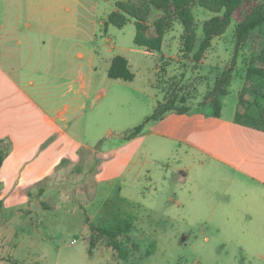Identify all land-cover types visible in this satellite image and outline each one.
I'll return each instance as SVG.
<instances>
[{
  "label": "rangeland",
  "instance_id": "1",
  "mask_svg": "<svg viewBox=\"0 0 264 264\" xmlns=\"http://www.w3.org/2000/svg\"><path fill=\"white\" fill-rule=\"evenodd\" d=\"M116 1L0 0L2 64L8 66L13 57L21 73L31 78L49 67L47 80L53 77L50 71L81 64L91 81L85 104L100 93L97 107L112 98L111 113L89 130L80 125L76 130L84 144L96 149L116 139L114 133L120 135L118 141H126L125 133L142 123L170 90L193 94L189 106L206 109L197 103L232 53L230 26L201 61L184 59L179 24L165 34L160 51H146L133 42V20L120 28L103 25ZM197 9L199 19L209 14ZM118 54L129 61L134 73L130 82L107 76L110 59ZM242 86L243 71L238 68L221 98L224 116L234 113ZM136 145L137 166L109 184L92 182L103 158L96 162L80 154L62 183L35 198L40 236L29 238L26 232L16 246H0V264H264L263 185L224 169L210 153L190 152L186 144L167 148L143 136ZM126 223L131 224L130 232L117 240L126 258L106 247L102 237L88 253L92 225L108 229Z\"/></svg>",
  "mask_w": 264,
  "mask_h": 264
},
{
  "label": "crops",
  "instance_id": "2",
  "mask_svg": "<svg viewBox=\"0 0 264 264\" xmlns=\"http://www.w3.org/2000/svg\"><path fill=\"white\" fill-rule=\"evenodd\" d=\"M77 56L83 58L80 52ZM12 62L13 57L8 66L0 62V141L8 146L0 166V246H16L26 232L29 238L40 236L35 198L62 183L65 172L80 161L81 150L92 158H103L92 174L94 184H109L133 170L139 150L133 143L149 136L167 148L186 144L190 152L210 153L224 169L264 186V132L234 122L237 105L231 116H210L200 107L187 114L167 113L149 121L139 135L118 141L120 135L114 133L116 139L95 149L84 144L76 130L79 125L91 129L88 126L113 111V103L107 98L103 109L97 107L103 97L100 93L90 99L89 106L85 104L91 81L82 65L50 71L53 77L47 80L49 67L42 76L31 78Z\"/></svg>",
  "mask_w": 264,
  "mask_h": 264
},
{
  "label": "trees",
  "instance_id": "3",
  "mask_svg": "<svg viewBox=\"0 0 264 264\" xmlns=\"http://www.w3.org/2000/svg\"><path fill=\"white\" fill-rule=\"evenodd\" d=\"M197 8L207 10L208 16L197 18ZM131 20L136 29L134 44L149 52L160 51L165 34L179 24L180 55L194 63L201 61L205 52L212 48L214 39L221 38L231 26V57L216 69L212 84L198 105L206 107L205 114L219 117L221 98L228 93L240 68L243 86L238 90L234 122L264 132V0H120L115 2L114 10L107 15L103 25L112 24L120 28ZM239 60L241 66L238 65ZM107 76L132 81L134 73L127 58L118 54L111 58ZM246 95L250 100L245 98ZM193 96L178 95L177 91L170 90L163 100L157 102L151 114L126 132L124 138L128 140L139 135L147 122L159 120L167 113H190L188 103ZM7 151V144L0 141V166ZM83 153L86 152L81 150L80 154ZM93 160L97 162L98 159L93 156ZM130 227L129 223L123 228L117 225L108 229L92 225V233L87 238L88 253L92 254L102 237L107 241L106 247L112 248L119 258H126L127 253L120 249L117 240L122 234L129 233Z\"/></svg>",
  "mask_w": 264,
  "mask_h": 264
},
{
  "label": "built area",
  "instance_id": "4",
  "mask_svg": "<svg viewBox=\"0 0 264 264\" xmlns=\"http://www.w3.org/2000/svg\"><path fill=\"white\" fill-rule=\"evenodd\" d=\"M73 242H74V240L70 241V243H73Z\"/></svg>",
  "mask_w": 264,
  "mask_h": 264
}]
</instances>
